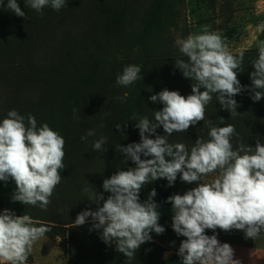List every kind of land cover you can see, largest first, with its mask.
I'll return each instance as SVG.
<instances>
[{
    "label": "clouds",
    "instance_id": "obj_1",
    "mask_svg": "<svg viewBox=\"0 0 264 264\" xmlns=\"http://www.w3.org/2000/svg\"><path fill=\"white\" fill-rule=\"evenodd\" d=\"M26 4L36 12L48 6L59 11L66 6V0H26ZM0 7H5L4 0H0ZM6 8L18 17L26 16L17 0H7ZM175 44L186 58H177L175 67L191 80L192 94L185 97L164 89L149 97L163 108L154 110L153 119L134 114L132 120L137 121L140 142L116 146L135 167L119 170L103 180L102 188L109 193L106 199L88 184L83 192L98 207L78 213L73 225L82 226L91 218L90 230H100L101 239L108 245L115 243L116 250L131 261L141 245L152 241L150 233L159 235L165 231L158 223L161 212L153 200L156 191L153 189L141 202L142 187L159 179L167 180L171 186L179 173L183 182L202 181L183 195L167 198L172 228L186 238L177 253L182 264H240L233 258L229 243H221L216 234L209 236L205 230H241L253 240L264 233V143L258 139L255 147L239 143L234 148V125L218 126L224 124V119L214 124L211 119L205 120V113L215 98L231 116L239 115V105L233 97L246 87L253 101L264 98V41L257 45L258 56L251 61L254 70L250 73V87L242 86L238 79L244 53L234 55L218 32L205 26L200 32L178 36ZM141 71L140 65L125 66L116 84L132 85L143 79ZM126 97L127 93L116 99ZM200 121L209 129L208 139L198 137L190 148L185 143L169 141L171 134L187 131ZM161 126L167 135H156ZM115 127L120 129L121 124ZM95 135V130L89 129L81 140ZM106 144L107 138L101 136L92 147L103 152ZM64 148L65 139L47 123L38 126L33 115L25 117L17 110L8 111L0 121V181L15 182L14 202L47 208L62 180ZM210 175L211 179H203ZM50 231L30 215L16 216L5 209L0 214V264H27L34 244Z\"/></svg>",
    "mask_w": 264,
    "mask_h": 264
},
{
    "label": "trees",
    "instance_id": "obj_2",
    "mask_svg": "<svg viewBox=\"0 0 264 264\" xmlns=\"http://www.w3.org/2000/svg\"><path fill=\"white\" fill-rule=\"evenodd\" d=\"M17 2L25 11V18L9 11L7 0L5 7H0V121L14 109L25 117L33 115L38 126L47 123L65 139V168L61 170L64 185L55 188L46 209L26 205L16 216L27 214L49 227L51 231L45 234L48 238L60 236V245L67 250L66 264H182L178 250L162 260L163 249L151 241L141 245L129 261L116 250L115 243L108 245L101 239L100 230H90L91 218L82 226L73 225L78 213L98 207L83 192L88 184L93 188L98 185L105 199L109 195L102 184L110 178V171L103 169L99 179L87 169L99 154L92 143L100 138L95 135L81 140L87 134L84 127L91 116L90 108L101 106L102 98L109 95V103L116 102L119 107V124L139 135L133 115L153 119L154 110L164 106L159 101L153 103L151 95L164 89L178 91L185 97L192 94L191 80L184 78L174 63L177 58L186 59L175 44V34H189L180 11L182 0H71L66 16L77 19L80 30L73 34L64 32L57 45L53 29L61 23L65 26V15L45 17L29 8L26 0ZM44 22L47 26L42 30ZM240 52L244 58L238 79L242 86L250 87V73L254 70L251 61L257 58L258 49L234 55ZM129 64L142 67L143 79L127 87L117 85V75ZM125 93L124 100L116 99ZM251 95L246 87L233 97L239 105L237 116L221 108L215 98L206 106V121L211 119L218 124L222 117L224 124L218 126L234 125V148L239 143L255 147L258 139L264 143V98L253 101ZM101 108L107 113L106 107ZM162 131L161 126L156 134ZM208 131L205 122L200 121L185 132L190 138L199 134L206 140ZM76 173L84 177L73 188L71 176ZM153 189L157 193L153 200L161 212L158 223L165 228L164 233L176 234L167 199L175 195L174 184L169 186L164 179L150 180L141 189L140 201H146Z\"/></svg>",
    "mask_w": 264,
    "mask_h": 264
},
{
    "label": "rangeland",
    "instance_id": "obj_3",
    "mask_svg": "<svg viewBox=\"0 0 264 264\" xmlns=\"http://www.w3.org/2000/svg\"><path fill=\"white\" fill-rule=\"evenodd\" d=\"M139 1L144 2L146 0ZM210 4L213 5L211 6ZM70 6L71 0H66V6L59 11L48 6L40 12L45 17L60 14L65 15L63 16V19H65L63 22H66L65 26L61 23L53 29L55 31L56 45L64 32L68 31L70 34H73L76 30H80L77 19L71 20L72 16H66V12L69 11ZM180 11L189 33L200 32L207 26L210 31L218 32L225 39L229 50L233 54L242 50L257 48L259 42L264 41V0H182ZM46 26L44 22L42 30ZM39 36L40 34H38ZM177 37V34H175V38ZM99 104L107 108V113L102 111L101 106L91 107L89 110L91 116L87 118L84 130L94 129L96 135L107 138V144L104 146L106 150L104 153L97 151L99 154L95 155L92 167L87 168L89 171L96 173L100 179V173L105 168L110 171L111 177L119 170H128L135 167V164L126 158L122 152L118 151L116 146L119 144L127 146L134 142L139 143L140 136L136 132H132L131 129L126 131L122 126L120 129L115 127L119 124V115H117L119 107L116 102L109 103V95L104 99L102 98V102ZM159 135L167 134L162 131ZM190 137L191 135H188L185 131L182 133L178 132L171 134L169 141L172 143L182 142L190 148L200 136L196 134L194 138ZM151 138H155V136ZM142 159L146 158L142 156ZM92 176L96 177L95 174ZM71 177V187L74 188L79 185L80 177H84V174L76 173ZM211 178L210 175L203 179ZM63 181L62 179L60 183L61 187L64 185ZM201 182H183L178 173L177 179L174 182L175 194L183 195L186 191L197 187ZM94 189L100 193L98 185ZM15 191L16 185L13 180L0 182V206L2 208L0 214L5 209H8L14 212L15 215H18L22 211V208L26 206L21 202H14L12 200ZM59 206L62 207V204H59ZM95 206H97L96 203ZM205 234L209 236L216 234L221 243H229L234 250L233 258L239 260L240 264H264V233L254 240L246 238L243 231L235 229L228 232L216 229L215 233L212 230H205ZM150 235L152 236L151 242L163 249L161 252L162 260L170 258L175 250L179 249L181 241L186 239L174 233H162L158 235L152 232ZM60 242V236L53 238L42 237L34 244L27 264H66L67 250L61 247Z\"/></svg>",
    "mask_w": 264,
    "mask_h": 264
}]
</instances>
